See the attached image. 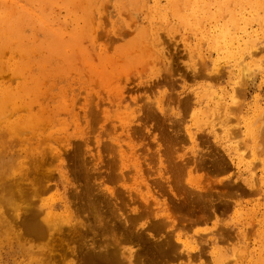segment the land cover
Listing matches in <instances>:
<instances>
[{
    "label": "rangeland",
    "instance_id": "374dc122",
    "mask_svg": "<svg viewBox=\"0 0 264 264\" xmlns=\"http://www.w3.org/2000/svg\"><path fill=\"white\" fill-rule=\"evenodd\" d=\"M17 14L0 94L31 122L0 137V264H264V0H0ZM26 204L65 233L9 226Z\"/></svg>",
    "mask_w": 264,
    "mask_h": 264
},
{
    "label": "bare ground",
    "instance_id": "6f19581e",
    "mask_svg": "<svg viewBox=\"0 0 264 264\" xmlns=\"http://www.w3.org/2000/svg\"><path fill=\"white\" fill-rule=\"evenodd\" d=\"M15 17H16V19H15V22L16 23H14L13 22V25H11L10 23L8 24V25H5V26H2V27H0V54H1V52L3 51V49H4V47H7V46H11L13 43H16L17 44V48H18V50H20L21 49V45H19L17 42L19 41V37H18V34L20 33V24L24 21L23 19H22V15H18L17 14V16L15 15ZM12 26L15 28V30L14 31H12ZM4 90H6V89H4ZM9 94V95H8ZM20 97H22V95L20 94V92L19 91H15V90H13V89H9V90H6V92L4 91L2 94H0V137L3 139V142H5V146H13L14 145V143L16 144V141H15V139H13V138H11V139H8V138H4L5 137V132L7 131L8 132V126H11V129H10V132L12 133V132H15L14 131V129L15 128H17L18 126H20L22 123H24L25 125H27L28 123H30L31 122V120H27V118L25 117V118H21V116H19V117H15L14 119H11V117H13V114L12 113H14V111L15 110H18V109H22V108H24V107H26V108H28V106L27 105H21V104H18V105H16L15 104V102L18 100V98H20ZM101 100V99H100ZM179 102V101H178ZM12 104V105H11ZM9 105H11V109H8L7 108V106H9ZM90 108V107H89ZM223 108V107H222ZM147 109H151V107L149 106V107H147ZM155 110V109H154ZM97 111V110H96ZM27 117H31V113H27ZM151 115H152V113H151ZM2 119V120H1ZM22 119V120H21ZM14 120H16V124H14L15 122H14ZM32 120H33V118H32ZM14 122V123H13ZM43 124V123H42ZM48 124V123H47ZM40 125V124H39ZM144 127V126H143ZM98 128V127H97ZM112 128V127H111ZM25 130H27V129H25ZM108 130V129H107ZM135 134V133H134ZM6 135H7V133H6ZM11 136V135H10ZM12 137V136H11ZM90 139V138H89ZM81 143V142H80ZM83 143V142H82ZM103 143H105V142H103ZM103 145V144H102ZM82 147V146H81ZM97 147V146H96ZM108 147V146H107ZM110 148V147H109ZM114 149V148H113ZM174 149V148H173ZM70 152V151H69ZM68 152V153H69ZM89 152V151H88ZM91 154V153H90ZM96 154V153H95ZM102 154V153H101ZM96 156V155H95ZM107 156V155H106ZM115 156H116V154H115ZM114 157V156H113ZM141 157V156H140ZM38 158V157H37ZM57 159H58V156L56 157ZM98 157H96V159H97ZM110 158H111V156H110ZM93 159V158H92ZM129 159V158H128ZM149 159V158H148ZM165 159V158H164ZM120 160V159H119ZM150 160V159H149ZM44 161V160H43ZM53 161H54V158H53ZM114 161H116V160H114ZM55 162V161H54ZM120 162V161H119ZM116 163V162H115ZM142 163V162H141ZM48 164H50V163H48ZM110 164V163H109ZM52 165H53V163H52ZM91 165H93V164H91ZM175 166V165H174ZM96 167V166H95ZM109 167V166H108ZM131 168V167H130ZM182 168V167H181ZM157 169V168H156ZM174 169H176V167H174ZM192 169V168H191ZM91 170V169H90ZM121 171V170H120ZM131 171V170H130ZM168 171V170H167ZM74 172H75V170H74ZM78 172H80V171H78ZM77 172V173H78ZM106 172V171H105ZM117 172H119V171H117ZM116 172V173H117ZM81 173V172H80ZM110 173V172H109ZM9 175L7 176V178H8V184H7V182H6V184H7V187H8V189H7V191L9 190V201H10V204L12 205V203H13V201H14V196L13 197H10V194H11V196L13 195V193H14V195L15 194H19V197L22 199V197L21 196H24V195H26V194H28L27 193V191H28V189L29 188H31L32 190H33V193L36 191V194H31V195H33V196H35V198H36V196H37V188H39L38 186H35V183H33V178L35 177H33L32 178V181H31V179H30V175H39V173H38V170L36 169V167L35 166H29L28 167V170L26 171V170H23L22 171V173H21V175H19L20 177H22L21 179H16L14 176H15V173H14V171H13V169H12V167H11V170H10V172L8 173ZM122 174V173H121ZM121 174L119 173V175L121 176ZM147 174V173H146ZM55 175V174H54ZM58 175V174H57ZM56 175V176H57ZM47 176V174L46 173H41V178H42V180L44 181V185L42 184V182H41V185H42V187H43V189H45V187H46V189H47V187H48V181L49 180H47V178H45ZM64 175L62 174V177H63ZM103 176V175H102ZM118 176V175H117ZM119 176V177H120ZM65 177H68L67 175H66V173H65V176H64V178ZM179 177V176H178ZM18 178V177H17ZM37 178V177H36ZM35 178V179H36ZM49 178V177H48ZM16 179V180H15ZM30 179V180H29ZM66 179V178H65ZM105 179V178H104ZM119 179V178H118ZM120 179H122V178H120ZM119 179V180H120ZM127 179V178H126ZM156 179V178H155ZM20 180V181H19ZM27 180H29L30 181V186H26L27 185V183L25 182V181H27ZM41 180V179H40ZM86 180V179H85ZM122 180H124V178L122 179ZM94 181V180H93ZM117 181V180H116ZM174 181V180H173ZM172 181V182H173ZM179 181V180H178ZM3 182V181H2ZM87 182H88V180H87ZM168 182V181H167ZM180 182V181H179ZM185 182V181H184ZM1 183V182H0ZM5 183V182H4ZM103 183V182H102ZM101 183V184H102ZM79 184V183H78ZM101 184H99V185H101ZM121 184V183H120ZM156 184V183H155ZM177 184V183H176ZM39 185V184H38ZM77 185V184H76ZM3 186V185H2ZM55 186V185H54ZM108 186V185H107ZM118 186H119V188H120V185L118 184ZM1 187V186H0ZM79 187H81V186H79ZM91 187V186H90ZM115 187V186H114ZM123 186H121V188H122ZM6 188V187H5ZM4 188V189H5ZM65 188H67V185H65ZM110 188V187H109ZM3 189V190H4ZM31 189L29 190V191H31ZM91 189V188H90ZM89 189V190H90ZM124 189V188H123ZM128 189V188H127ZM153 189V188H152ZM180 189V188H179ZM191 189V188H190ZM193 189V188H192ZM206 189V188H205ZM2 190V191H3ZM35 190V191H34ZM41 190V189H40ZM122 190V189H121ZM15 191V192H14ZM79 191V190H78ZM86 191V190H85ZM91 191V190H90ZM117 191H119V189L117 190ZM126 191V190H125ZM128 191V190H127ZM132 191V190H131ZM134 191V190H133ZM197 191V190H196ZM207 191V190H206ZM18 192V193H17ZM44 192V191H43ZM108 192V191H107ZM106 192V193H107ZM123 192V191H122ZM182 192H183V190H182ZM93 193H94V190H93ZM205 193V192H204ZM92 194V193H91ZM95 194V193H94ZM93 194V195H94ZM101 194V193H100ZM99 194V195H100ZM132 194V193H131ZM133 194H135V196L136 195H138V193L136 194V193H133ZM202 194V193H201ZM4 195V194H3ZM7 195V196H8ZM126 195V194H125ZM192 195V194H191ZM40 196H41V194H40ZM44 196V195H43ZM85 196V195H84ZM127 196H129V195H127ZM178 196V195H177ZM106 197V196H105ZM114 197V196H113ZM118 197V196H117ZM134 197V196H133ZM137 197V196H136ZM180 197V196H179ZM0 198H1V196H0ZM41 198H43V197H41ZM41 198H37L39 201H40V199ZM82 198V197H81ZM129 198V197H128ZM138 198V197H137ZM181 198V197H180ZM188 198V197H187ZM16 199H18L17 197H16ZM27 199V198H26ZM25 199V200H26ZM30 199H31V196H30ZM97 199V198H96ZM130 199V198H129ZM199 199V198H198ZM198 199L196 200V201H198ZM3 200V199H2ZM34 200V199H33ZM117 200V199H116ZM138 200V199H137ZM190 200V199H189ZM209 200V199H208ZM1 201V200H0ZM23 201V200H22ZM39 201H38V205H39ZM103 201V200H102ZM126 201V200H125ZM132 201L133 202H135L134 201V199H132ZM179 201V200H178ZM188 201V200H187ZM191 201V200H190ZM3 202V201H2ZM4 202L6 203V205H7V202L4 200ZM12 202V203H11ZM30 202V201H29ZM74 202V201H73ZM118 202V201H117ZM138 203L140 202V200H138L137 201ZM142 202H144V201H142ZM220 202V201H219ZM9 203V202H8ZM14 203H15V201H14ZM89 203H90V201H89ZM126 203V202H125ZM151 203V202H150ZM179 203V202H178ZM186 203H188V202H186ZM185 203V204H186ZM212 203V202H211ZM16 204H18V203H16ZM27 204H28V201H27ZM25 205V215H23V216H16V218H14V217H12V219H7L6 220V223L9 225V226H14V224H15V220L17 219V221L18 222H20V223H23V225H25L26 227V230H28V232H31V233H34V234H36L37 236L39 235V237L40 236H43V235H47V237H48V240H49V242L52 244V241L53 240H55V238L56 237H58V236H56V234H60V233H65V229H64V227H63V225H58V223L57 222H55V223H50V221H48L47 220V218L45 217V214L46 213H44V212H46V211H44V210H42L41 208H43V207H40V208H38V207H35L36 205L34 204V206H28V205ZM73 204H75V202L73 203ZM127 204V203H126ZM141 204H143V203H141ZM144 204H146V207H147V203H144ZM153 204V203H152ZM171 204V203H170ZM180 204V203H179ZM5 205V206H6ZM11 205H10V207L9 208H12L11 207ZM55 205L56 204H52V205H50V207H55ZM76 205V204H75ZM8 206H9V204H8ZM7 206V207H8ZM16 206V205H15ZM21 206V205H20ZM24 205H22V207H23ZM71 206H73L72 204H71ZM105 207V206H104ZM15 208V207H14ZM78 208V207H77ZM194 208V207H193ZM199 208H200V206H199ZM43 209H45V208H43ZM105 209V208H104ZM116 209V208H115ZM146 209V208H145ZM168 209V208H167ZM201 209V208H200ZM12 210L14 211L15 209H13L12 208ZM17 210V209H16ZM21 210H24V209H22L21 208ZM94 210V209H93ZM150 210V209H149ZM190 210V209H189ZM194 210V209H193ZM4 211V210H3ZM80 211H81V209H80ZM80 211H79V214H80ZM105 211V210H104ZM170 211V210H169ZM192 211V210H191ZM203 211V210H202ZM9 212H10V210H9ZM21 212V211H20ZM50 213H51V211H49ZM77 212V211H76ZM138 212V211H137ZM202 213V212H201ZM15 214H16V212H15ZM17 214H19V213H17ZM77 214V213H76ZM120 214V213H119ZM133 214H134V212H133ZM154 214V213H153ZM152 213H151V215H153ZM170 214V213H169ZM212 214V213H211ZM12 215H14V214H12ZM22 215V214H21ZM114 215V214H113ZM146 215V214H145ZM171 215V214H170ZM199 215H201L200 213H199ZM7 216V215H6ZM75 216V215H74ZM89 216V215H88ZM96 216H97V214H96ZM147 216H148V214H147ZM202 216V215H201ZM204 216V215H203ZM202 216V217H203ZM122 218V217H121ZM165 218V217H164ZM167 218V217H166ZM165 218V219H166ZM206 218V217H205ZM205 218H203L204 220H205ZM99 219V218H98ZM107 219H108V217H107ZM122 219H124V218H122ZM162 219H163V217H162ZM176 219H177V217H176ZM202 219V218H201ZM202 219V220H203ZM60 220V219H59ZM101 220V219H100ZM169 220V222L170 221H172L171 219H168ZM168 220L166 221V222H168ZM185 220V219H184ZM54 221V220H53ZM179 221V220H178ZM84 222V221H83ZM173 222V221H172ZM172 222H170L169 224L171 225V223ZM76 223H78V221L76 222ZM87 223V222H86ZM124 223H125V221H124ZM179 223V222H178ZM101 224V223H100ZM183 224V223H182ZM76 225V224H75ZM102 225V224H101ZM86 226V225H85ZM82 227V226H81ZM75 228V227H74ZM80 228V227H79ZM141 228V227H140ZM144 228V227H143ZM142 228V229H143ZM166 228V227H165ZM69 229V228H68ZM70 229H72V228H70ZM78 229V228H77ZM85 230H86V228H85ZM108 230V229H107ZM141 230V229H140ZM83 231V230H82ZM125 231V230H124ZM146 231V230H145ZM78 232V231H77ZM86 232V231H85ZM115 232V231H114ZM74 233V232H73ZM111 233H112V231H111ZM80 235V234H79ZM78 235V236H79ZM123 235V234H122ZM36 236V238H38ZM56 236V237H55ZM82 236V235H81ZM71 237H72V235H71ZM113 236L111 235V238H112ZM61 238V237H60ZM80 238V237H79ZM107 238V237H106ZM114 238V237H113ZM44 239V238H43ZM69 239H70V237H69ZM92 239V238H91ZM118 239H119V237H118ZM130 239V238H129ZM97 240V239H96ZM95 240V241H96ZM113 240V239H112ZM116 240H117V237H116ZM115 240V241H116ZM81 241V240H80ZM87 241V240H86ZM170 241V240H169ZM65 242H67V239H66V241ZM98 242V241H97ZM107 242V241H106ZM40 243V242H39ZM59 243V242H58ZM64 243V242H63ZM62 243V244H63ZM105 243V242H104ZM68 244V243H67ZM66 244V248L68 249V248H70V247H67L68 245ZM82 244V243H81ZM90 244V243H89ZM115 244H118V243H115ZM96 245H97V243H96ZM99 245V244H98ZM104 245V244H103ZM108 245V244H107ZM53 246V245H52ZM102 246V245H101ZM101 246H99L100 248H102ZM74 247V246H73ZM99 247H96V248H98V250H99ZM104 247V246H103ZM110 247H113V246H110ZM61 248V247H60ZM76 248V247H75ZM91 248V247H90ZM145 248V247H144ZM174 248V247H173ZM92 249V248H91ZM102 249H104V248H102ZM121 249V248H120ZM54 250V249H53ZM62 250V249H61ZM66 250V249H65ZM69 250V249H68ZM67 250V251H68ZM97 250V249H96ZM96 250L94 251V253L95 254H98V251L96 252ZM126 250V249H125ZM176 250V249H175ZM70 251V250H69ZM124 251V250H123ZM71 252V251H70ZM127 252V251H126ZM168 252L170 253V250H168ZM47 252H44V254H46ZM54 253H56V252H54ZM54 253H52V255L54 254ZM100 253V252H99ZM122 253V252H121ZM120 253V254H121ZM164 253V252H163ZM162 253V254H163ZM173 253V252H172ZM171 253V254H172ZM178 253V252H177ZM59 254V253H58ZM102 254V253H101ZM128 254V253H127ZM168 254V253H167ZM104 255V254H103ZM102 255V256H103ZM177 255V254H176ZM47 256L48 257H43L42 259H49V257H50V254L49 253H47ZM120 256H122V254L120 255ZM136 256H138V255H136ZM170 256H172V255H170ZM123 257H125V256H123ZM173 258V257H172ZM124 259V258H123ZM132 259V258H131ZM141 259H142V257H141ZM166 259V258H165ZM118 260H121V258H119ZM126 260V259H125ZM122 262V261H121ZM128 262V261H127ZM144 262V261H143ZM129 263V262H128ZM151 263V262H150ZM160 263V262H159ZM85 264H86V262H85ZM91 264V263H90ZM130 264V263H129Z\"/></svg>",
    "mask_w": 264,
    "mask_h": 264
}]
</instances>
